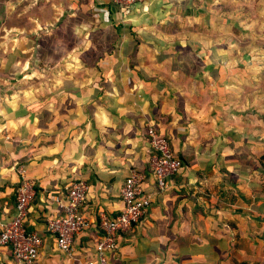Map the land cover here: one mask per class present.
Returning a JSON list of instances; mask_svg holds the SVG:
<instances>
[{"label":"crops","instance_id":"crops-1","mask_svg":"<svg viewBox=\"0 0 264 264\" xmlns=\"http://www.w3.org/2000/svg\"><path fill=\"white\" fill-rule=\"evenodd\" d=\"M194 1L144 0L122 14L111 0H66L61 17L50 1L51 19L2 30L0 48L11 38L14 50L1 69L14 63L8 75L22 82L0 100V222L14 215L24 164L34 183L25 228L41 239L35 264L96 262L98 216L120 213L131 169L146 175L152 204L118 235L109 264H264V118L244 111L259 98L246 92L247 69L214 49V21ZM150 125L183 161L162 192L149 168ZM76 180L89 187V226L64 254L45 221ZM0 264L19 263L4 248Z\"/></svg>","mask_w":264,"mask_h":264},{"label":"built area","instance_id":"built-area-1","mask_svg":"<svg viewBox=\"0 0 264 264\" xmlns=\"http://www.w3.org/2000/svg\"><path fill=\"white\" fill-rule=\"evenodd\" d=\"M144 0H111L119 13L128 14ZM151 150L150 172L159 191L167 189L175 174L180 170L181 163L172 152L166 136L153 125L145 133ZM19 184L15 196L14 215L0 222V249H9L19 264H35L41 239L38 233L25 228V221L30 210V202L34 193V183L27 177L26 167H17ZM146 175L136 169H131L120 190L123 208L120 213L111 217L105 213L98 216V231L100 237L94 245L96 262L86 264H109L108 254L117 250V237L128 231L145 215L152 204V195L145 192ZM89 187L82 180L71 182L62 198L53 197L59 209V214L48 217L45 221L47 233L53 237L55 248L70 254L73 249L75 235L86 230L88 220L81 210L86 202Z\"/></svg>","mask_w":264,"mask_h":264},{"label":"rangeland","instance_id":"rangeland-1","mask_svg":"<svg viewBox=\"0 0 264 264\" xmlns=\"http://www.w3.org/2000/svg\"><path fill=\"white\" fill-rule=\"evenodd\" d=\"M50 1L55 4V11L57 7L61 10L54 16L61 17L63 13H67L68 10L64 8L66 0H0V37L4 34L2 30L6 28L14 29L12 32H16V27L20 28L24 23L22 21L32 15L40 18L41 21H45L47 18L51 19L52 15L47 9ZM206 2L208 4H205ZM196 4L197 6L194 7H205V10H209V13L203 17L214 21V25H210L208 30V35L214 42V49L219 52L225 51V55L230 58V65L235 68L245 67L249 72L246 79L249 82L246 85V92L249 94L248 96L254 95V98H259V100L256 102V107H247L246 110H244L245 108L243 110L248 114H258L264 118V0H195L194 5ZM8 6L9 8L6 9ZM11 40L10 38L8 47L4 45L2 49L0 48V57L4 54L8 55L4 51L11 48L12 51L14 50V45L10 46L13 42ZM9 54L12 56L9 59V64H12L14 54L12 55L11 52ZM5 61L6 58L2 62ZM1 65L0 63V100L11 98L15 94L18 95L21 92L19 82H22L19 72L15 75H8V70L11 66L14 67V63L3 70ZM242 88L233 91V95L240 97L244 91ZM238 97L232 96L237 100V103ZM234 106L236 105L234 104ZM240 108L242 109V107ZM238 112L240 113L242 110ZM261 120L264 126V119ZM20 165L25 166L24 164Z\"/></svg>","mask_w":264,"mask_h":264},{"label":"trees","instance_id":"trees-1","mask_svg":"<svg viewBox=\"0 0 264 264\" xmlns=\"http://www.w3.org/2000/svg\"><path fill=\"white\" fill-rule=\"evenodd\" d=\"M259 162L262 163L263 167H264V155L262 157L259 158ZM181 163V162H180Z\"/></svg>","mask_w":264,"mask_h":264}]
</instances>
